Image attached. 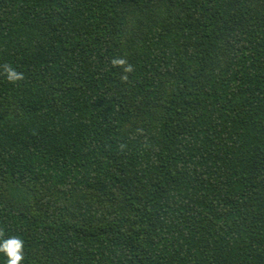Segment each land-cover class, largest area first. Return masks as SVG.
<instances>
[{"label": "trees", "instance_id": "obj_1", "mask_svg": "<svg viewBox=\"0 0 264 264\" xmlns=\"http://www.w3.org/2000/svg\"><path fill=\"white\" fill-rule=\"evenodd\" d=\"M4 63L21 264H264V0H0Z\"/></svg>", "mask_w": 264, "mask_h": 264}, {"label": "clouds", "instance_id": "obj_2", "mask_svg": "<svg viewBox=\"0 0 264 264\" xmlns=\"http://www.w3.org/2000/svg\"><path fill=\"white\" fill-rule=\"evenodd\" d=\"M111 63L114 67L123 69L122 80H127V74L134 71L133 66L124 58H113ZM0 69H2L0 74L4 75L10 83H17L24 79V73L17 71L8 63L0 65ZM0 253L7 257V264H21L24 260V241L17 236L6 238L4 230L0 228Z\"/></svg>", "mask_w": 264, "mask_h": 264}]
</instances>
